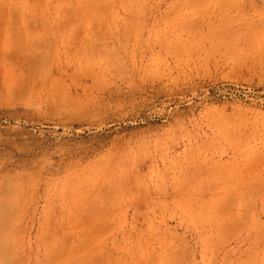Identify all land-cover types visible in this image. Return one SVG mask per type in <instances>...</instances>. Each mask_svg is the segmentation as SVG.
<instances>
[{
    "label": "rangeland",
    "instance_id": "obj_1",
    "mask_svg": "<svg viewBox=\"0 0 264 264\" xmlns=\"http://www.w3.org/2000/svg\"><path fill=\"white\" fill-rule=\"evenodd\" d=\"M0 264H264V0H0Z\"/></svg>",
    "mask_w": 264,
    "mask_h": 264
}]
</instances>
